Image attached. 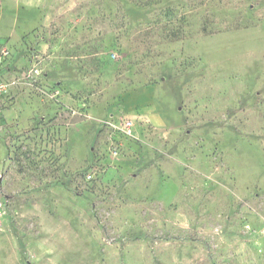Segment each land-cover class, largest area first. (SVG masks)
I'll return each instance as SVG.
<instances>
[{
	"label": "rangeland",
	"instance_id": "obj_1",
	"mask_svg": "<svg viewBox=\"0 0 264 264\" xmlns=\"http://www.w3.org/2000/svg\"><path fill=\"white\" fill-rule=\"evenodd\" d=\"M0 264H264V0H0Z\"/></svg>",
	"mask_w": 264,
	"mask_h": 264
},
{
	"label": "built area",
	"instance_id": "obj_2",
	"mask_svg": "<svg viewBox=\"0 0 264 264\" xmlns=\"http://www.w3.org/2000/svg\"><path fill=\"white\" fill-rule=\"evenodd\" d=\"M2 87H3V86L0 84V90H2Z\"/></svg>",
	"mask_w": 264,
	"mask_h": 264
}]
</instances>
